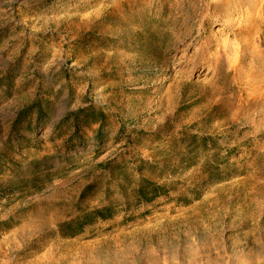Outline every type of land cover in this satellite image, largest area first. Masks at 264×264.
<instances>
[{
	"label": "rangeland",
	"instance_id": "374dc122",
	"mask_svg": "<svg viewBox=\"0 0 264 264\" xmlns=\"http://www.w3.org/2000/svg\"><path fill=\"white\" fill-rule=\"evenodd\" d=\"M263 58L264 0H0V264H264Z\"/></svg>",
	"mask_w": 264,
	"mask_h": 264
},
{
	"label": "trees",
	"instance_id": "16d2710c",
	"mask_svg": "<svg viewBox=\"0 0 264 264\" xmlns=\"http://www.w3.org/2000/svg\"><path fill=\"white\" fill-rule=\"evenodd\" d=\"M48 107L49 104L47 100H44L43 98L37 99V101L32 103L31 106H28L19 114V119L16 123V126L22 122L24 127L25 121L28 120L30 117L32 119V116L34 114V120L37 126H42L43 124H45L44 120L47 118V113L49 112ZM75 116V132L79 133V129L81 127L91 128L95 125H99V129L96 131L98 142H104L106 122V115L104 113L89 108L80 110L75 114ZM27 126L28 128H24H26L28 132L31 131L30 123ZM205 140L206 138L202 139L203 142H206ZM197 148V146L192 147V149L188 147L190 155L198 154ZM143 164H146V162L143 161ZM167 193L168 190L165 185H159L149 179L142 178L141 181L138 183V187L134 190V198L138 203L154 202L160 196L167 195ZM113 216L114 214L111 207H105L101 210H92L90 212H87L84 215L78 217L73 223L67 224L64 227L71 226L73 228L72 236H75L77 234H80L86 225L94 224L98 219H106L111 218Z\"/></svg>",
	"mask_w": 264,
	"mask_h": 264
},
{
	"label": "bare ground",
	"instance_id": "6f19581e",
	"mask_svg": "<svg viewBox=\"0 0 264 264\" xmlns=\"http://www.w3.org/2000/svg\"><path fill=\"white\" fill-rule=\"evenodd\" d=\"M222 23V22H221ZM231 24H232V21H231V18H230V16H227L226 17V21H224V26H231ZM259 61H263L264 60V58L263 59H258Z\"/></svg>",
	"mask_w": 264,
	"mask_h": 264
}]
</instances>
